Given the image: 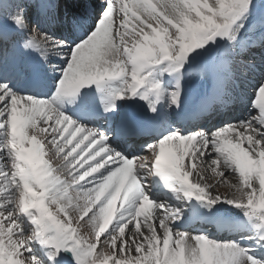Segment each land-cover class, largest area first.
Here are the masks:
<instances>
[{"label": "snow or ice", "instance_id": "obj_1", "mask_svg": "<svg viewBox=\"0 0 264 264\" xmlns=\"http://www.w3.org/2000/svg\"><path fill=\"white\" fill-rule=\"evenodd\" d=\"M57 8L0 0V264H264L241 243L264 250V4ZM90 86L107 114L91 126L72 115L94 108Z\"/></svg>", "mask_w": 264, "mask_h": 264}, {"label": "rangeland", "instance_id": "obj_2", "mask_svg": "<svg viewBox=\"0 0 264 264\" xmlns=\"http://www.w3.org/2000/svg\"><path fill=\"white\" fill-rule=\"evenodd\" d=\"M258 2L260 4H264V0H258ZM59 4H60V2H59ZM64 9H67V5H64ZM29 18H31V13L29 14ZM205 183H208V184H214V183H216L215 177H214V175L211 172H209L206 175ZM215 190H218L221 193H223V192L226 191V186H224V185H218L217 188L214 189V191ZM162 195H166V198H164L165 200H163V198L162 199L158 198V196L160 197V195L156 194L154 192V190H153V187H152V196H153V198L155 200H158V201H167L168 203L176 204V201L173 199V194L171 192H169L168 190H167V193L166 194H162ZM224 207L227 209L228 206L225 205ZM227 215H230L232 217H236V218L243 219L242 214L238 210H236V209H231L227 213ZM221 224L222 225H226L227 227H232L231 225H229L227 223H221ZM204 225H206V224L204 223ZM246 226L249 227V228L251 227V225H248L247 222H246ZM83 231L85 232V234L87 233V229H84ZM198 231H201V229L199 228ZM232 234H233L232 228H229V229H225L224 230V235L223 236H217L218 238H214V237H212V238L213 239H217V240L240 239V238H238L239 237L238 235H232ZM241 243L245 244L247 247L253 249L254 251H257V252L264 251V250H261V249L255 247L254 244L251 241H245V242H241Z\"/></svg>", "mask_w": 264, "mask_h": 264}]
</instances>
